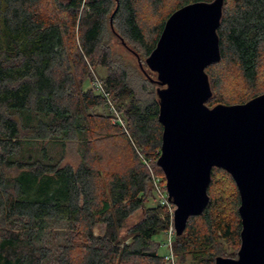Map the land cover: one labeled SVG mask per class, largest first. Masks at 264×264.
I'll list each match as a JSON object with an SVG mask.
<instances>
[{
  "label": "trees",
  "instance_id": "1",
  "mask_svg": "<svg viewBox=\"0 0 264 264\" xmlns=\"http://www.w3.org/2000/svg\"><path fill=\"white\" fill-rule=\"evenodd\" d=\"M212 1L181 0L151 39L140 26L136 0H0V264H166L155 237L164 233L169 217L158 203L145 204L156 200L145 163L153 160L163 176L156 165L161 87L145 61L173 12ZM221 9V58L205 73L231 65L253 95L238 102L217 99L213 79L209 108L264 94L254 92L264 59V0H223ZM112 14L114 35L144 55L137 68L108 45ZM97 68L104 71L98 81L126 131L96 112L108 108L94 87L91 69ZM71 141L79 145L75 168L47 149L64 150ZM219 174L234 191L231 202L214 188ZM207 195L201 215L188 218L182 235L175 236L179 264L188 257L191 264H215L224 256L222 242L240 246L241 200L231 176L213 168ZM139 210L141 219L123 239L126 221ZM96 225L103 226L101 235L94 234ZM58 228L65 234L53 252L40 242ZM73 239L79 244H68Z\"/></svg>",
  "mask_w": 264,
  "mask_h": 264
},
{
  "label": "water",
  "instance_id": "2",
  "mask_svg": "<svg viewBox=\"0 0 264 264\" xmlns=\"http://www.w3.org/2000/svg\"><path fill=\"white\" fill-rule=\"evenodd\" d=\"M221 8L223 0H213L173 12L145 61L161 87L156 165L175 206L177 237L188 218L201 215L210 202L213 168L227 172L241 200L240 246L236 259L218 257L215 264H264V94L242 104L205 105L212 96L205 69L221 58L216 33Z\"/></svg>",
  "mask_w": 264,
  "mask_h": 264
},
{
  "label": "rangeland",
  "instance_id": "3",
  "mask_svg": "<svg viewBox=\"0 0 264 264\" xmlns=\"http://www.w3.org/2000/svg\"><path fill=\"white\" fill-rule=\"evenodd\" d=\"M138 7H139V17H140V23L145 31V34L147 37L153 39L155 35V30L156 26H158L159 22L169 13L171 12L177 5L180 4L181 0H163L161 4L155 5L152 0H136ZM157 6V7H156ZM50 8L51 4L49 5ZM54 10V8H53ZM109 18V17H108ZM112 21L109 22L107 20V25H106V34L105 38L108 42V45L111 50L114 51V53L119 56L120 58L122 57L125 61L131 63L132 65H135L137 68L136 60H139L143 62L144 60V55L140 52L139 48L137 47H132L126 48L125 43L118 38L117 36L114 35V31L112 30ZM93 72L95 78L99 80L104 76V71L100 68L97 69H91ZM207 74V73H206ZM210 75L207 74L208 76V81L209 83H213L215 86L214 92L215 96L217 99L221 98L224 99L228 102H238V100L241 99H247L250 96L253 95L252 90H250L242 81L241 77H239V73L237 70L232 67L231 65H226L222 66L221 68H214L211 70L209 73ZM211 76V77H210ZM153 78L156 79V77L152 76ZM99 78V79H98ZM154 79V80H155ZM213 79L215 81H213ZM213 81V82H212ZM90 87V85H88ZM264 91V59L261 67V73H260V80L258 83V87L256 91L254 92H260ZM241 98V99H240ZM106 100V99H105ZM108 108H106L104 111L103 110H96L97 113L103 114L105 113L106 115H110V124L112 125H117L120 124L122 127L123 131H126L125 129V122L119 111L116 109L117 107L115 106L114 102L108 97V100H106ZM209 107V106H207ZM112 134H115L114 136L116 137L117 133L114 131H111ZM115 144V143H114ZM116 145V144H115ZM112 145H107L108 149ZM121 149V146L118 147ZM48 153L50 156L59 158L63 156V161L66 164H69V166H72L75 168L77 167L80 163L79 159V145L77 144L76 141H71L66 144V147L64 150H62L60 145H52L49 146L48 148ZM122 150V149H121ZM124 154V153H122ZM109 160V159H108ZM157 161V160H156ZM119 163H123V161H118ZM148 165L150 166L153 174H155L159 179L161 184L165 182L163 180L162 174L157 173L155 169L153 168V160H149ZM157 163V162H156ZM218 182V185H216V190L219 193H222L224 191V198L227 199V201L231 202V197L229 195L233 194V189L230 187L229 182L224 178L222 175H218L217 178L215 179ZM156 203V200L153 198H150L146 204V206H152ZM142 217V211H137L135 212L125 223L122 231H121V237L123 239L127 238V232L128 230L136 224ZM56 234H54L50 237H45L40 243L46 244L49 249H51L53 252L56 251V246L62 241V236L60 234H65L63 228H58L55 229ZM103 233V226L101 225H96L94 228V234L95 235H101ZM64 241V240H63ZM155 241L160 245L158 248V253L160 256H164L166 254V249L163 247V244L165 243V238L164 235H158L155 237ZM68 244H73V245H78V241L73 239L70 241ZM222 248L224 252V256H221L223 258H230L233 259L235 256H237V252L239 250V246L227 243V242H222ZM173 248V244H172ZM173 251V249H172ZM174 254V252H173ZM176 256L174 255V264H179L178 259L175 258ZM236 259V258H235ZM183 264H191L190 258H185Z\"/></svg>",
  "mask_w": 264,
  "mask_h": 264
},
{
  "label": "built area",
  "instance_id": "4",
  "mask_svg": "<svg viewBox=\"0 0 264 264\" xmlns=\"http://www.w3.org/2000/svg\"><path fill=\"white\" fill-rule=\"evenodd\" d=\"M94 87L96 91L101 94V96H103L104 99L108 100V93L103 89L102 85L97 79L94 82ZM145 165L149 172V180L156 198V203H158L157 205L160 206L169 217L168 225L163 233L165 238V243L163 244V247L166 249V254L163 256V258L166 264H174L172 244L176 236L173 223L175 206L168 200L165 182L161 184L160 179L155 174H153L148 163H145Z\"/></svg>",
  "mask_w": 264,
  "mask_h": 264
}]
</instances>
